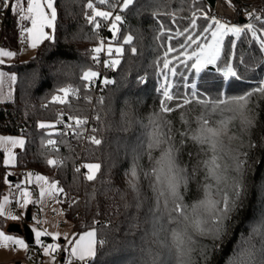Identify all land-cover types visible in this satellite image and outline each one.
Here are the masks:
<instances>
[{"label": "trees", "instance_id": "1", "mask_svg": "<svg viewBox=\"0 0 264 264\" xmlns=\"http://www.w3.org/2000/svg\"><path fill=\"white\" fill-rule=\"evenodd\" d=\"M233 1L238 3L241 0ZM254 1L259 3L256 10L264 16V0ZM15 2L16 0H10L9 4L15 5ZM87 2L88 0H56L58 16L55 29L52 28L48 35L51 39L41 40L33 55L27 59L17 58L2 66L11 71L16 80L12 85V98L0 103V133L20 134L24 137V147L16 151L14 168L18 172L30 170L42 174L52 182H59L58 187L64 188V193L58 194V201L70 220L73 231L80 233L95 228L97 239L108 241L105 246L98 247L97 257L90 264H151L152 253H159V244L154 241L171 244L167 232H161L159 237L152 234V223L145 216L151 200L149 199L145 208L137 213L134 207L126 209L120 198L114 192L108 191L110 187L122 191L126 189L124 173L132 163L131 150L143 142L144 148L137 149L143 152L147 147L146 134L151 131V126L142 127L140 123L134 124L127 132L119 130L121 111L125 110L127 105L138 121L149 125L150 117L159 111L160 101L164 99L161 86L168 83L172 84L170 90L174 93L190 98V93L196 91L198 98L209 101L221 95L254 92L256 88L264 86V52L259 50V40L254 39L251 32L242 33L236 41L234 35L229 34L223 39V48L228 51L230 42H235L236 47L231 50L234 55L230 56L229 62L240 79H225L218 70L225 67L223 53L220 61L207 65L197 73L190 67L195 57L187 60L186 64L180 62L186 60V56H180L179 60L176 57L181 51L188 55L198 51V44L204 45L211 38L213 29L202 31L212 23L203 16L208 10L204 0H136L134 6L121 13L124 21L118 25L120 32L115 37L109 30L110 21L97 18L101 23L99 29L88 23L86 14H90L91 10L87 9ZM93 3L104 11L115 13L119 10V5L116 9H111L107 5H100L98 0H93ZM110 3H116V0H110ZM2 16L1 34L4 40L1 46L14 49L17 46V33L27 26L28 20L17 17L12 7L5 8ZM193 18L196 27H192L190 22ZM250 21L256 26L258 37H261L260 31L264 24L254 17H251ZM185 29L187 31H184ZM182 31L183 35H176ZM128 34L133 35V44L123 46L125 52L119 56L121 63L115 69L104 65V51L98 54V59H93L97 54L91 50L98 46L101 40L122 45L123 36ZM189 35L198 37L197 43L187 44L186 37ZM169 36L172 39H169ZM181 44L186 46L181 49ZM132 46L137 48L135 55L130 52ZM168 47L177 49L167 56V59L172 61L170 68L177 69L175 76L163 69V59ZM89 69L99 73L92 83L81 79L82 72ZM102 75L114 83L105 85L101 82ZM90 84L93 85L92 89H89ZM192 85L196 87L192 88ZM66 86L78 88L81 99L70 97V104L53 102L52 96L58 94L57 89ZM86 94L92 98L91 103L82 99ZM101 96L104 97V104L98 105L96 101ZM168 103L175 105V101ZM251 106L256 109V126L250 134H245L241 132L239 123L234 122L232 132L241 139L233 140L229 144L234 151L220 161L221 164L234 167L232 156H238L245 162L241 173L242 182L246 186L243 193V209L220 247L208 252L207 264H231L232 259L246 247L238 243L241 240L240 234L243 233L244 237L248 238L253 228L264 231L260 224V217L264 215V141L261 140V137H264V98L259 93H254ZM211 107V104L205 108L204 105L193 102L165 116L172 121L176 129L183 131L186 125L181 120V115L185 114L191 128L195 130L198 127L197 117L201 113H211ZM97 112L100 113L103 123L93 119ZM60 113L64 114L66 123H72L67 119L69 115L88 117L85 137L90 134L91 128L96 127L99 129L96 135L104 137L105 143L96 149L86 139L76 137L66 126L60 124L52 130H42L38 127L40 122L55 123ZM230 115L231 113L217 111L211 114V119L215 122L227 119ZM108 123L112 124L111 129L107 128ZM48 132H52L51 138L57 140V150L41 145V139H46ZM60 132H68V135L61 136ZM61 140L65 143H59ZM249 140L257 147L249 148ZM118 144L126 147L118 150ZM189 150L193 151V162L207 159L204 154L195 155L198 146L189 140L185 143L182 153L184 163H188ZM245 153L247 155H244ZM48 159H58L63 163L59 166L48 165ZM2 160L3 152L0 150V194L4 187V177L10 170ZM93 162L102 163V173L96 181L90 182L83 175L87 169L81 166ZM139 163L146 167L147 155H142ZM76 167H81V173L75 172ZM109 175L112 184L102 183L101 180L107 181ZM9 176L13 177L14 181L19 175ZM202 179L203 170L192 182L190 189L196 190L198 182ZM144 188L150 197L146 182ZM195 198L186 197V202L191 203ZM128 202H132L130 194ZM34 208L35 205H31L29 211ZM197 239L200 240V245L208 242L206 238ZM259 239L257 234L253 242ZM192 258L194 264H205L199 251L194 252ZM162 259L164 256L158 254L157 264Z\"/></svg>", "mask_w": 264, "mask_h": 264}, {"label": "snow or ice", "instance_id": "2", "mask_svg": "<svg viewBox=\"0 0 264 264\" xmlns=\"http://www.w3.org/2000/svg\"><path fill=\"white\" fill-rule=\"evenodd\" d=\"M26 3V8L23 6ZM100 5H107L111 9H116L119 5L117 12L104 11L96 7L93 0H88L87 9H90V14L87 15L89 24L94 25L96 29L101 27V23L97 18H101L104 21H110V31L115 37L120 32L119 24H122L124 17L122 12L129 10L130 7L136 4V0H116V3H110V0H98ZM56 0H16L15 5H10L8 0H4V7H12L14 12L20 13L21 20H30L31 27L25 28L31 39L30 47L36 48L38 43L43 39H51L44 28L55 29V21L57 20L58 11ZM198 11H200L198 9ZM155 15V14H154ZM249 17H254L255 20L261 21L264 24V16L258 15L256 11L249 12ZM206 20L210 19L212 23L204 28L203 32L211 31V42L204 45L198 44V51H193L190 55L185 52H180L177 60L180 56H186V60L180 61L181 63H187V60H192L195 57V61L190 65L192 69H195L197 73L202 71L209 64H216L223 58L225 67L218 69L222 72L225 79L229 77H240L237 75L236 70L229 62L230 56L234 55L232 49H235L236 44L234 41L230 42V48L225 51L223 48V39L225 36L232 34L239 38L242 33L246 31L251 32L254 39L259 40V50L264 52V39L257 36V28L253 23H247L243 27L236 24L223 23L215 16H211L208 13H203ZM195 17V14H193ZM192 27H196L195 18L191 21ZM184 31H187L185 29ZM184 32H178L176 35H183ZM158 38V37H157ZM169 39H172L169 36ZM134 37L131 34L123 36L122 45L115 48V54L117 57L122 56L125 52L124 45H132ZM198 37L191 35L186 37L187 44L197 43ZM186 44H181L183 49ZM107 51L109 56L113 55V48L108 45L105 49V43L103 40L99 42V45L94 47L91 51L96 56L94 60L98 59V54L102 51ZM177 51L174 47H168L165 52V58L163 59V69L168 70L172 76L177 75V69L175 67L170 68L171 60L167 59L168 53ZM131 54H137V48L132 46L130 48ZM16 53L12 51H6L0 48V64L4 63L3 57H14ZM105 66L115 69L120 63V59H112L111 61H105ZM99 73L91 69L83 71L81 79L85 82L92 83ZM6 77V73L0 72V85ZM8 80L15 82L16 76H8ZM167 80V77H166ZM105 85L112 84L114 81L105 79L103 80ZM264 85V82H262ZM163 89V97L160 101V107L158 112H154L149 119V125H143L141 121H138L132 114L130 108L126 105V109L121 111L120 129L127 132L129 129L137 123H140L142 127L151 126V131L146 135L147 147L143 152L137 151V149L144 148V143L137 144L131 150L132 163L128 169L125 170L126 184L125 190L116 189L110 187L108 191L114 192L120 200L123 202V206L127 209L134 207L137 213L145 208V204L151 200L150 206L147 208L145 216L150 219L153 228V236L159 237L161 232H167L170 238L171 244L169 245L165 241H154L159 244V253H152L151 264H157V255L162 254L164 259L159 261V264H194L193 253L199 251V255L207 264L209 260L208 252L211 249H218L224 239L229 235L231 228L233 227L239 212L243 209V193L246 191V186L241 179V173L243 170V164L245 163L238 156H232L234 160V167L232 165L221 164L220 161L224 160L226 156L230 155L234 150L229 147V144L233 140L241 139L232 132V126L234 122L239 123V127L242 133L250 134L251 130L256 126V109L251 106L252 97L254 93H259L264 98V86H260L254 90L241 95H229L218 96L216 99L209 101L208 99H200L198 92L192 91L190 98L186 95H180L172 92L170 89L173 87L171 83L161 86ZM192 85V88H195ZM80 90L72 86L61 87L57 89L56 95L52 96V101L60 104H70V97L81 99L79 95ZM9 97L11 93L8 94ZM86 103H91L92 98L87 94L82 97ZM175 101V105L172 106L168 102ZM193 102L204 105L208 108L211 104V113H201L197 117L198 127L193 130L191 123L189 122L185 114L181 115V120L186 125L185 129L181 131L176 129L171 120L167 119L165 114H170L179 109L185 108ZM98 105L104 104V97L101 96L97 99ZM47 107V105H44ZM227 112L231 115L227 119H221L219 121H213L211 114L215 112ZM63 113L59 114V118L55 123L40 122L38 127L44 129H54L58 124L64 125L69 131L74 133L78 138L86 139L91 145L99 149L104 143L105 138L96 135L99 129L96 127L91 128L90 134L85 137V126L89 123L88 117L80 115H69L68 121L72 123H66L63 119ZM107 114L105 115V119ZM97 122H101L102 118L99 112L93 117ZM108 129L112 128V124L108 123ZM80 131H77V130ZM53 133L48 132L46 139H41L42 146L51 147L52 150H57V140L52 139ZM59 135L66 136L68 132H60ZM195 146H198L196 156L204 154L207 159L195 160L193 151L187 152L188 163H184L182 160V153L184 145L187 141ZM264 141V137H261ZM7 141L13 146L24 147L25 141L22 138L14 137H0V142ZM227 141V143H226ZM59 143L63 144L65 141L61 140ZM70 147V145H69ZM126 147L124 145H117V149ZM249 148L257 147V145L249 140ZM153 153H157L153 155ZM127 154V152H126ZM142 155H147L148 165L142 166L139 163ZM244 155H247L246 153ZM15 157L11 152H8L7 157L4 160L6 165L14 163ZM63 161L58 159H48L47 164L53 166H59ZM114 167V165H112ZM81 167L87 169L83 173L87 181H96L102 173V163L93 162L86 163ZM81 167H76L75 172L81 173ZM203 170V179L198 182L196 190H191L190 186L194 180L197 179L200 171ZM111 168H109L110 174ZM29 178L33 176L32 173H28ZM37 182H43L40 187V197L45 195L52 196L57 193H64L63 187H58L59 182L49 183L47 177L36 175ZM31 182V180H29ZM102 183L112 184L110 175L107 181L101 180ZM144 182L147 183L148 192L150 197L146 194L144 188ZM198 193V194H197ZM24 196V202L21 207H26L29 203H32L31 193L24 190L22 193ZM131 195V203L128 202V196ZM195 196L196 198L191 202H186V197ZM8 203V197H4V202L0 203V216L5 215V205ZM76 203V201H73ZM10 219L16 220L18 217L10 216ZM39 223V221H37ZM260 224L264 227V215L260 217ZM157 225L159 227L157 228ZM168 225H175L176 227L169 228ZM36 237L37 244H42L40 239L42 236L50 235L53 239L59 237V233H47L33 229ZM260 236L259 241L253 242V238L256 235ZM241 240L239 244L246 245L233 259L231 264H264V231L258 228H253L250 237L245 238L241 233ZM197 238H206L207 243L200 245V240ZM69 244H73L72 240L68 241ZM75 246L71 249L70 255L76 257L84 264H90L92 260L97 257L98 247L105 246L108 241L105 239H97V230H92L84 233L75 242ZM257 244L259 247H257ZM199 245V248L197 246ZM28 244L24 239L18 238L13 235L5 234L0 231V248L13 249V250H28ZM59 249L58 244H49L44 247L43 252L45 255L52 256ZM67 251V249H65ZM52 260L55 261V256H52ZM71 264V261H69Z\"/></svg>", "mask_w": 264, "mask_h": 264}, {"label": "rangeland", "instance_id": "3", "mask_svg": "<svg viewBox=\"0 0 264 264\" xmlns=\"http://www.w3.org/2000/svg\"><path fill=\"white\" fill-rule=\"evenodd\" d=\"M9 1L10 0H8V3ZM245 1L248 2V5H241V4H244L242 3L243 1L235 3L233 0H229V1L220 0L219 2H225L227 7L230 9V11L233 13V15L237 19L241 16L244 19L249 18V21H250L251 17H249L247 14L253 11H256L258 15L263 14L259 10H256L257 5L259 4L258 2H255L254 0H245ZM205 4L208 9L207 13L209 14L211 12V9L213 11L215 3L213 4L212 7H210L206 2ZM23 6L26 8V3ZM2 8H3L2 11L4 12V9H5L4 4L2 5ZM109 28H110V22H109ZM260 34H261L260 38L264 39V27L261 29ZM0 36H3V35L0 34ZM234 38H235V41L238 39L236 36H234ZM3 40L4 39H2V43H3ZM28 41H29V38H28ZM209 42H211V38L207 43ZM2 43H0V45H2ZM104 43H105V49L107 48L108 45H111V47L113 48V55L109 56L107 51L105 50L104 52L106 54V57L105 58L101 57V58L104 59L105 61H111L112 59L119 58L115 54L114 50L116 47H120L121 44L113 43V42H104ZM15 49L17 50V47L14 48V50ZM18 50H19V59H27L28 57L33 55L35 48H31L30 45L29 46L19 45ZM93 71H96V70H93ZM96 72L98 73V71ZM10 73L13 75L12 72ZM100 77H101V82H103V80L105 79H108L104 75ZM10 98H12V92H11ZM0 137H14V138L24 139V137L21 136L20 134L0 133ZM18 149H21V147H19L18 145L13 146L10 142H7V141L0 142V150L3 152V160H2L3 163H4L5 158L7 157L8 152H11L16 160V151ZM15 160H14V163L9 164V165H6L4 163L6 166L10 168V170L8 172L9 174H6L4 177L5 179L4 187H3L2 193L0 194V203L4 202V197H8V203L5 205V215L0 216V222L2 221V218H3L5 219L4 222H6V224L4 225V227L0 226V231L5 232V234L13 235V236H16L18 238H22L25 240L24 234L22 231H9L8 227L10 224H18L20 228H22L23 225L26 224L32 231L33 245L28 244L25 240V242L29 246L27 251L13 250V249L5 250V249L0 248V264H36V260H37V264H60L59 260L61 257L56 259L57 257L56 252L52 253V256H55V261H53L52 256L44 254L43 252L44 247H46L49 244H58V245L64 244L66 247L69 240L73 241L72 245L74 247L75 246L74 242L78 240L81 235H83L84 233L92 229H86L80 233H75L72 229V224L70 220L64 214V210L62 209L58 201L59 193L54 194L52 196L45 195L43 198H41L40 197V187L42 186L43 182H37L35 177L36 175H41V176H44V175L34 173L30 170L18 172L14 168ZM28 173H32L33 176L29 178ZM10 174H15L16 176L17 175L19 176L14 181H11V180H8V176ZM29 180H31V182H29ZM48 181L49 183L52 182L49 179ZM24 190H27L29 193H31L30 198L33 202L29 203L26 207H21V205L24 202V196H22L21 193ZM12 202H13V205H11ZM31 205H35V208L30 211V220H27L25 222L23 221L24 215ZM10 216H16L18 217V219L16 220L10 219ZM37 221H39V223H37ZM33 229L44 231L47 233H59L60 235L55 240L50 235L42 236L40 239L43 241V243L37 244ZM65 249L66 248H64L63 250L64 264H69V261H71V264H77L79 260L76 257H72L70 255L71 249L69 250L67 249V251ZM36 253H37V256H35ZM2 260H5V262L1 263ZM81 263H84V262H81Z\"/></svg>", "mask_w": 264, "mask_h": 264}, {"label": "built area", "instance_id": "4", "mask_svg": "<svg viewBox=\"0 0 264 264\" xmlns=\"http://www.w3.org/2000/svg\"><path fill=\"white\" fill-rule=\"evenodd\" d=\"M216 1L219 2L220 0H215V2ZM225 1H229V0H225ZM241 1H243L242 3H244V4H241V5H248V2H246L245 0H241ZM0 4H1V6H0V34H1V28H2L1 27V19L3 18V16H2V13H3V11H2V9H3L2 8V5L4 4V0H0ZM218 4L219 5H223L224 4V6H225L224 8L225 9H228L230 11V9L227 7V5H226L225 2H219ZM210 7H212V6H210ZM230 13H231V15L227 17L223 13L217 12L216 11V7L214 6L213 11L211 9V12L209 14L211 16H215L217 19H219L223 23L236 24L237 26H240V27H243L245 24L250 23L249 18H245L246 20L244 19V22L241 23V22H239V19H237L233 15V13L231 11H230ZM16 16L20 18V13L19 12H16ZM24 29L25 28H21L18 31V33H17V46H16L17 47V50L15 49L16 52L19 51L18 50V46L19 45L28 46V43H29V41H28L29 34L26 31H24ZM2 39H4V37L3 36H0V43H2ZM92 88H93V85L90 84L89 85V89H92ZM11 205H13V202L11 203ZM72 246L73 245L72 244H69V243L66 245V247H65L64 244H59V249L56 251V256H57L56 259H58L59 257H61L64 254L63 253L64 248H66V249L69 250V249L72 248ZM35 256H37V253L35 254ZM77 264H80V262L78 261Z\"/></svg>", "mask_w": 264, "mask_h": 264}, {"label": "crops", "instance_id": "5", "mask_svg": "<svg viewBox=\"0 0 264 264\" xmlns=\"http://www.w3.org/2000/svg\"><path fill=\"white\" fill-rule=\"evenodd\" d=\"M31 26H32L31 25V21L28 20V24L24 28H29ZM51 29L52 28L45 27L44 28V32H46L49 35V32H50ZM30 42H31V39H30V36H29L28 46L30 45ZM0 48H3L6 51H12V52L16 53V55L14 57H3L2 59L4 60V63L3 64H0V72L6 73V77H5L4 81H3V84L0 85V103H2L4 101H7V100L10 99V97H9L8 94L12 92V85H13V82L7 79L8 76H12V74L10 73L11 71L3 68L2 66L8 65L9 63H11L14 60H16L17 58H19V51L16 52V50L12 49L11 47H5V46H1V45H0ZM4 220L5 219L2 218V221L0 222V226H3L4 227V225L6 224V222H4ZM23 221L26 222L25 215H24ZM4 262H5V260H2L1 263H4ZM36 264H37V260H36Z\"/></svg>", "mask_w": 264, "mask_h": 264}, {"label": "water", "instance_id": "6", "mask_svg": "<svg viewBox=\"0 0 264 264\" xmlns=\"http://www.w3.org/2000/svg\"><path fill=\"white\" fill-rule=\"evenodd\" d=\"M205 2L209 5V6H213L215 0H205ZM239 22H244V18L243 17H239ZM211 67V66H210ZM14 178L11 177V176H8V180H13ZM25 220H30V211L29 209L26 211L25 213ZM8 230L9 231H22L23 234H24V238L26 240V242L28 244H32L33 243V234H32V231L30 230V228L24 224L22 228H20V226L18 224H10L9 227H8ZM63 261H64V257L63 255L61 256L59 262L60 264H63Z\"/></svg>", "mask_w": 264, "mask_h": 264}, {"label": "bare ground", "instance_id": "7", "mask_svg": "<svg viewBox=\"0 0 264 264\" xmlns=\"http://www.w3.org/2000/svg\"><path fill=\"white\" fill-rule=\"evenodd\" d=\"M215 3V7H216V11L217 12H221L223 13L224 15H226L227 17L231 15L230 11L228 9H225L224 7V4L223 5H219L218 3L219 2H214Z\"/></svg>", "mask_w": 264, "mask_h": 264}]
</instances>
